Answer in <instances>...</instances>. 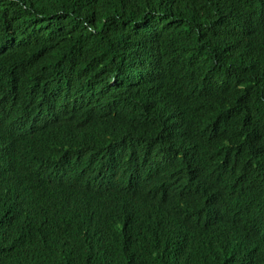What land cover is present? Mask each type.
Segmentation results:
<instances>
[{
	"label": "trees",
	"instance_id": "16d2710c",
	"mask_svg": "<svg viewBox=\"0 0 264 264\" xmlns=\"http://www.w3.org/2000/svg\"><path fill=\"white\" fill-rule=\"evenodd\" d=\"M0 45L12 51L0 65V264H264V0H0ZM76 103L80 124L97 109L112 128L100 154L78 150L85 128L50 125L68 147L1 132L12 120L30 135V120L57 123L53 108ZM80 160L88 174L114 165L99 169L108 189L60 184L52 167ZM237 169L247 185L224 217L188 185L170 205L152 183L165 192L206 171L228 185ZM146 191L158 198L141 202Z\"/></svg>",
	"mask_w": 264,
	"mask_h": 264
},
{
	"label": "water",
	"instance_id": "95a60500",
	"mask_svg": "<svg viewBox=\"0 0 264 264\" xmlns=\"http://www.w3.org/2000/svg\"><path fill=\"white\" fill-rule=\"evenodd\" d=\"M5 46L0 45V61L1 59L3 60V62H0L1 67L5 66L6 61L8 56L12 53V51L10 50L9 52H7L6 49L8 48H3ZM10 47V46H9ZM6 50V52L4 51ZM4 77H0V79H3ZM7 82L4 83H0V85H5ZM5 88H8L7 86H4ZM30 90H28L29 92ZM34 92V91H32ZM37 92V91H36ZM34 92V93H36ZM18 91L14 90L12 92H9L8 94H6L4 97L5 98H19L20 95H22V92L20 95H18ZM40 95V94H39ZM3 104V103H2ZM48 104V103H46ZM5 105V104H4ZM78 104L76 103L74 106H70V105H64L63 107L57 108L54 107L53 111L55 113H60L62 110L64 111L63 116H61V121L54 123L53 124H46L44 123L45 120H42L43 118H38L37 120H30V121H37L36 123H39L41 121H43V124H39L38 126H42L40 129H37L35 132H32L30 135H28L27 130H23L25 127L23 125H21V128H16L14 127L16 122L12 121V120H7V122L5 123L4 127L6 129H1L2 133H6L7 136L11 135L12 133H18L19 129H22V131L20 132V135L24 136V138H26V140H28L33 148H38L39 141L37 139L38 135L40 134H45L46 135H51V139H56L57 141H59L63 146H67L69 145V143L71 142L70 139H67L66 135L62 132V131H58L56 130V135H54V133L51 132L52 127L50 125L56 126L59 125L60 129H72L73 127L78 128V130H83V128L85 129H90L87 130L88 132V137L86 138V140H84V142L86 143V145H82V147L78 150H88L90 151V153L93 154H100L101 153V148L99 145V136H104L105 139L108 138L109 135H112V128H106V125L101 123V116L103 115V112H101L100 110H95L93 112V114L91 115L92 118V122H84V123H79L78 117H73L71 114L72 113H86V112H73L72 109L73 108H79L80 110H84L85 106L84 104H81L80 106H77ZM53 106V105H51ZM6 108L2 109L1 115L4 114L6 112ZM65 110L67 112H65ZM79 110V111H80ZM46 109L42 110V114L41 117H45L47 114ZM96 113L98 114L97 119L94 121L95 119V115ZM67 118H72L73 122L70 123V128L67 126L66 123L64 124L65 119ZM48 119H50V117L48 116ZM12 121V122H10ZM8 125H10V127H7ZM32 131V130H31ZM29 131V132H31ZM54 131V129H53ZM23 132H27V134H22ZM53 147L55 148V150H61L63 151L64 147H62L61 145L58 144H53ZM80 147V146H79ZM109 151L111 152V149H109ZM74 152L78 153L79 151L74 150ZM81 156H72V159H76V158H80ZM99 160L100 159H105V160H113V155H108L107 157L102 158L101 156H98ZM84 160H87V158H85ZM73 162V161H72ZM84 163V164H82ZM102 167V168H100ZM95 168V172L98 171L99 169H102L104 171L108 172L114 167V165H107V166H100ZM52 168H54L56 171L58 172H64V173H58L61 174L62 178L60 180V184L62 186H65L66 188L69 187L70 190L74 191V192H78L81 193L82 191H88V190H93L96 189L98 191H102L103 189H108V183H107V179L101 181L104 176L106 174H101V175H90L88 174L89 169L93 168L94 166H92V161H90V163H87L85 161H78L77 165H54ZM204 170H206V168H204ZM139 173L143 172L141 170H138ZM236 172L234 173L233 176H231L229 179H231L227 184H223L220 181V178H215L212 179L210 177H214V176H218L219 175H214V176H210V177H202L203 173H207L206 171H203V173L198 174L196 176H192L190 179H186L181 180V182L178 184V186H172V188H169L168 190H166L164 192V190H161L159 188V186L157 185V182L155 180H152L153 185H156V188L160 190V194H159V199L162 200L163 199V195L165 197V199L168 201V203L170 205H178L177 201H181L182 198H185L186 200H188L189 195H185V190L186 188L189 186V189H192L194 191H196V199H191L194 204L199 205L198 201H202L205 202L207 204V206H210L209 208H212L211 213L208 214V216H215V215H221L224 217V215L221 213L223 211H225L227 213L229 207H237V198L235 196H233L231 194L232 191H238L240 192L241 189H245L246 188V178L245 176H243L244 174L242 172H245L244 170H235ZM202 172V171H201ZM136 176L138 174H135ZM56 179V178H55ZM52 180V179H51ZM101 181V182H100ZM112 187L113 184L110 182L109 183ZM121 184L125 187H128L131 184V179L130 178H126L125 176L121 177ZM188 185V186H187ZM148 185H142V186H135L134 188L137 190H141L145 187H147ZM242 194V193H241ZM145 195H149V196H145L142 197L141 202L146 203V202H151L154 201L155 199H157L158 197H154L152 195V193L150 191H146ZM207 197V198H204ZM119 200L121 201V203H123L124 205L131 203V201L133 200L130 195L128 193H124ZM138 202V201H136ZM115 205V208H119L120 204ZM222 217V218H223Z\"/></svg>",
	"mask_w": 264,
	"mask_h": 264
},
{
	"label": "bare ground",
	"instance_id": "6f19581e",
	"mask_svg": "<svg viewBox=\"0 0 264 264\" xmlns=\"http://www.w3.org/2000/svg\"><path fill=\"white\" fill-rule=\"evenodd\" d=\"M11 43H13V44H15V45H17V41H14V42H11ZM14 46H12L11 45V48H13ZM110 88V87H109ZM20 89V88H19ZM65 96H70V94H68V93H65ZM50 98V97H49ZM50 99H52V98H50ZM51 102V101H50ZM53 102V101H52ZM54 102H57V100H55ZM51 104H53V103H51ZM60 104H63V103H61L60 102ZM57 105V104H56ZM66 112V111H65ZM51 117H53V116H51ZM58 122L59 121H61V117H56L55 118ZM73 122V120H72V118H67V119H65V121H64V124H66V123H72ZM28 124H33L32 122L31 123H28ZM28 124H26L25 126H27ZM38 124H42V123H38ZM42 126H35V127H33V128H29L28 130L30 131V130H32V131H36V129H40ZM86 130H90V129H86ZM120 148V147H119ZM118 148V149H119ZM121 150V149H120ZM244 189H241V191H243ZM214 219V218H213Z\"/></svg>",
	"mask_w": 264,
	"mask_h": 264
},
{
	"label": "clouds",
	"instance_id": "9594fccd",
	"mask_svg": "<svg viewBox=\"0 0 264 264\" xmlns=\"http://www.w3.org/2000/svg\"><path fill=\"white\" fill-rule=\"evenodd\" d=\"M62 103L68 104V102L66 100H63ZM97 116H98V114L95 115L94 121L97 119ZM100 118H101V123L105 124L107 118H105L103 115ZM89 122H92V118L91 117H90ZM101 174H104L103 171H101V170L96 171V172L94 171V172L90 173V175H101Z\"/></svg>",
	"mask_w": 264,
	"mask_h": 264
}]
</instances>
